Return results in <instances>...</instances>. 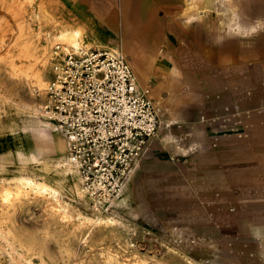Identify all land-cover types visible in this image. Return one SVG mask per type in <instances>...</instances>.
<instances>
[{
  "label": "rangeland",
  "instance_id": "374dc122",
  "mask_svg": "<svg viewBox=\"0 0 264 264\" xmlns=\"http://www.w3.org/2000/svg\"><path fill=\"white\" fill-rule=\"evenodd\" d=\"M188 1L171 0L169 10H159L176 34L169 53L151 52L162 42L154 35V0H140L139 12L128 13L141 24L117 41L98 47L79 38L81 47L132 61L139 89H148L159 115L152 154L148 145L108 209L94 205L74 176L61 191L73 215L115 222L78 241V220L46 224L48 204L30 192L25 203L1 208L0 226L11 235H0V264H108L110 252L112 264H264V0ZM21 25L35 44L39 30L78 27L57 0H0V58ZM186 29L201 37L198 47L179 37ZM220 51L234 60H219ZM5 87L0 81V180H40L51 158L66 156L65 148L53 147L62 137L40 115L44 98L34 92L32 110L26 92L11 96ZM32 136L39 153L18 155L34 150Z\"/></svg>",
  "mask_w": 264,
  "mask_h": 264
},
{
  "label": "built area",
  "instance_id": "2783aa9c",
  "mask_svg": "<svg viewBox=\"0 0 264 264\" xmlns=\"http://www.w3.org/2000/svg\"><path fill=\"white\" fill-rule=\"evenodd\" d=\"M55 51L42 113L88 196L106 210L156 133L158 111L123 56L106 48Z\"/></svg>",
  "mask_w": 264,
  "mask_h": 264
},
{
  "label": "bare ground",
  "instance_id": "6f19581e",
  "mask_svg": "<svg viewBox=\"0 0 264 264\" xmlns=\"http://www.w3.org/2000/svg\"><path fill=\"white\" fill-rule=\"evenodd\" d=\"M186 1L189 4L191 3L188 0ZM24 28L25 27L22 25L17 28L14 38L9 42L8 49L5 48L7 50L4 56L0 58V75L2 76L0 81L1 83H5V88L11 96L16 94V92L18 93L19 90L26 92V96L29 100V103L26 104L27 107L36 110L34 92L38 93L37 96L40 100L43 98L45 99L47 87V85L45 86V74L50 66L58 59V54L53 51L52 47L56 46L57 43H61L65 50L81 47L79 38L82 37L83 28L78 26L77 28H66L58 32L47 31L43 34L41 30H39V32L36 33L37 44L34 43L32 38L26 35ZM41 37H43L42 43H40ZM145 90L148 92V89ZM42 107L43 104L40 106L39 112L41 117H44ZM43 120L46 122L45 125L47 127H52L46 119ZM34 133H36L35 130ZM38 135L40 136L39 133ZM32 138L35 145L34 150L27 146L18 149V155L34 156L35 152L39 153L35 138L33 136ZM57 143L61 151H63L64 148L66 149V144L63 139L57 138ZM51 161L52 167L44 166L42 170V179L40 180H35L30 177L24 178L22 176L11 178L9 179L10 181L7 179V181L0 180V211L1 208L5 207L13 208L16 202L21 204L25 203L29 200V195L33 194L34 198L45 201L48 204L45 208V212L49 216V219L44 220L46 224H55L57 222L67 225L76 218L78 220L77 228L79 230L76 238L78 241L85 243V240L91 239L90 237L94 236L98 231L111 226L115 220L113 218L102 219L98 217H84L79 213L76 215L70 213L68 211V204H63L60 201L61 191L64 188L70 189L72 187L69 178L70 175L74 176L76 180H80V177L73 165L66 159V156L60 155L56 159H51ZM76 184L77 183L74 181V186H76ZM81 192L83 191L81 190ZM52 201L56 202L58 206L52 205ZM5 219V215L0 217V225H2L1 223L4 222ZM10 230L11 228L3 229L0 226V235L4 236L10 234ZM13 240L15 239H12V241ZM23 247L24 246L20 244L14 246V249L22 250ZM66 250H69V248H66ZM25 258L28 262L30 261L29 258ZM115 260V256L113 253L111 254V252L107 254V258L105 259L108 264L114 263ZM41 263L46 264L44 260H42Z\"/></svg>",
  "mask_w": 264,
  "mask_h": 264
},
{
  "label": "crops",
  "instance_id": "0c3cea01",
  "mask_svg": "<svg viewBox=\"0 0 264 264\" xmlns=\"http://www.w3.org/2000/svg\"><path fill=\"white\" fill-rule=\"evenodd\" d=\"M57 1L62 5V8L66 10L70 19L76 22V24L79 27L83 28L84 39H88L93 43H97L98 47L109 45L113 41H117L118 39H120V36L129 33V30H131L133 27L137 28L141 24L139 23V19L137 16L131 17L128 15L129 12H131L132 14L135 12H139L138 4L140 0H57ZM154 3L158 6L155 7L157 14L155 16L156 30L154 35L156 37V40L158 38V41H160L161 39L162 42L160 43V46L158 43L153 48H151V52H157L162 48V50L165 53H169L172 47V40L176 36V34H173L169 30V27L171 26L172 23L171 19L165 16H161L159 10L160 9H162L163 11L169 10L171 5V0H154ZM127 4L130 6H127ZM192 34L193 33L191 31L189 32V30L186 29L185 31L181 30V32L178 35L179 37H181V39L185 40V42L189 43L195 41V45L198 47V45L201 44L202 42L201 37H199V39L197 38L194 39ZM197 47L196 49H198ZM224 58L234 60V56L228 55L225 57L223 51H220L218 55V59L223 60ZM129 62L131 64V67L133 68L132 70H134L133 73L136 80V73L138 72L137 67L132 61ZM136 82L138 84L137 80ZM48 130L49 129L46 128L44 131L39 132L40 136L44 135V133L46 134ZM149 140H148L149 148H147L148 155L152 154L153 151L152 150L153 141L150 143ZM53 147L59 153H62V151L58 147L57 138L53 140ZM37 155L39 154L37 153ZM60 155L51 159H56Z\"/></svg>",
  "mask_w": 264,
  "mask_h": 264
}]
</instances>
